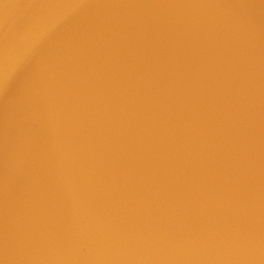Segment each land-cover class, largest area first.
Instances as JSON below:
<instances>
[{
    "label": "water",
    "instance_id": "95a60500",
    "mask_svg": "<svg viewBox=\"0 0 264 264\" xmlns=\"http://www.w3.org/2000/svg\"><path fill=\"white\" fill-rule=\"evenodd\" d=\"M0 264H264V0H0Z\"/></svg>",
    "mask_w": 264,
    "mask_h": 264
}]
</instances>
